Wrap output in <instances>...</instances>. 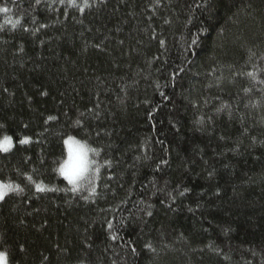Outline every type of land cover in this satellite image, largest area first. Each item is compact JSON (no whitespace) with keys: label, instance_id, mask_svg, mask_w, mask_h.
Returning <instances> with one entry per match:
<instances>
[{"label":"trees","instance_id":"16d2710c","mask_svg":"<svg viewBox=\"0 0 264 264\" xmlns=\"http://www.w3.org/2000/svg\"><path fill=\"white\" fill-rule=\"evenodd\" d=\"M76 3L0 0L8 264H264V0Z\"/></svg>","mask_w":264,"mask_h":264},{"label":"snow or ice","instance_id":"6c2138e0","mask_svg":"<svg viewBox=\"0 0 264 264\" xmlns=\"http://www.w3.org/2000/svg\"><path fill=\"white\" fill-rule=\"evenodd\" d=\"M69 4L73 7H79L77 5L76 0H68ZM90 5L87 3V0H85L84 6L83 7H89ZM81 11H83V8H80ZM9 11L8 8H0V12L7 13ZM6 23H10L12 28H16L17 25L20 24V20H15L13 21L11 18L6 20ZM49 119H54L53 117H49ZM29 142V138H24L23 140L20 141L21 144H26ZM65 143L68 145V148L71 149L72 146L78 145L81 148H83V145H80L79 141L73 140L71 137L65 141ZM13 138L11 136H4L2 140H0V151L4 153H8L10 150L13 148ZM95 151V150H94ZM97 155L99 153L97 152ZM69 161L65 162L59 169L58 172L67 180L68 184L72 185V191L73 192H78L79 189L76 187V182L71 178L69 174ZM27 179L31 182L32 177H27ZM35 188L38 192H45V191H55L56 189L54 188H48L46 185H44L42 182L41 183H36ZM23 189L20 188L19 185H14L12 183H4L0 181V201H3L5 196L8 195L9 193L12 192H22ZM95 189H93V192ZM0 264H8V255L5 252H0Z\"/></svg>","mask_w":264,"mask_h":264},{"label":"clouds","instance_id":"9594fccd","mask_svg":"<svg viewBox=\"0 0 264 264\" xmlns=\"http://www.w3.org/2000/svg\"><path fill=\"white\" fill-rule=\"evenodd\" d=\"M80 145L84 147L74 145L71 149L68 148V170L79 191H90L104 164L98 159L97 149L87 142L80 143Z\"/></svg>","mask_w":264,"mask_h":264},{"label":"rangeland","instance_id":"374dc122","mask_svg":"<svg viewBox=\"0 0 264 264\" xmlns=\"http://www.w3.org/2000/svg\"><path fill=\"white\" fill-rule=\"evenodd\" d=\"M69 139V138H68ZM68 139H66V141L68 140ZM73 140H76L75 138H72ZM76 141H78V140H76ZM80 142V141H79ZM81 143V142H80ZM66 144V143H65ZM66 150H67V157H66V160H65V162H67L68 161V145L66 144ZM64 162V163H65Z\"/></svg>","mask_w":264,"mask_h":264}]
</instances>
